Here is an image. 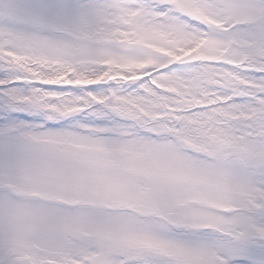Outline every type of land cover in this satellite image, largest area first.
<instances>
[{
  "label": "snow or ice",
  "instance_id": "snow-or-ice-1",
  "mask_svg": "<svg viewBox=\"0 0 264 264\" xmlns=\"http://www.w3.org/2000/svg\"><path fill=\"white\" fill-rule=\"evenodd\" d=\"M0 264H264V0H0Z\"/></svg>",
  "mask_w": 264,
  "mask_h": 264
}]
</instances>
